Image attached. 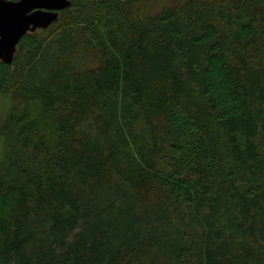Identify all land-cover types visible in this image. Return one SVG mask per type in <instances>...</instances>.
Returning a JSON list of instances; mask_svg holds the SVG:
<instances>
[{"label":"trees","instance_id":"16d2710c","mask_svg":"<svg viewBox=\"0 0 264 264\" xmlns=\"http://www.w3.org/2000/svg\"><path fill=\"white\" fill-rule=\"evenodd\" d=\"M71 1L0 64V264H264V0Z\"/></svg>","mask_w":264,"mask_h":264},{"label":"water","instance_id":"95a60500","mask_svg":"<svg viewBox=\"0 0 264 264\" xmlns=\"http://www.w3.org/2000/svg\"><path fill=\"white\" fill-rule=\"evenodd\" d=\"M71 6V0H0V64H13L23 37L49 29Z\"/></svg>","mask_w":264,"mask_h":264},{"label":"rangeland","instance_id":"374dc122","mask_svg":"<svg viewBox=\"0 0 264 264\" xmlns=\"http://www.w3.org/2000/svg\"><path fill=\"white\" fill-rule=\"evenodd\" d=\"M162 4H164V2H160V1H159L158 5H157V6H154L153 10H154V9H155V10H160L161 7H162V6H161ZM143 8H145V7H143ZM42 31H43V30H39L40 33H43Z\"/></svg>","mask_w":264,"mask_h":264}]
</instances>
